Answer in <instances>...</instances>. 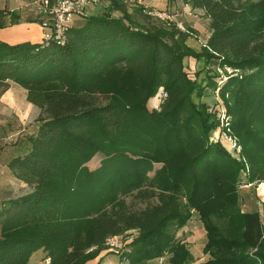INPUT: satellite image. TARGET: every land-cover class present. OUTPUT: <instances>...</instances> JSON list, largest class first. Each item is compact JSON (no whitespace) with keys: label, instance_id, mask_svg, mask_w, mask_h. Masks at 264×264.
<instances>
[{"label":"trees","instance_id":"trees-1","mask_svg":"<svg viewBox=\"0 0 264 264\" xmlns=\"http://www.w3.org/2000/svg\"><path fill=\"white\" fill-rule=\"evenodd\" d=\"M181 1L210 20L200 50L129 0L71 25L64 43L0 40V94L15 83L40 111L26 149L6 163L29 191L0 201V264H29L40 249L42 264H86L132 230L117 264L166 251L190 264L176 232L193 212L206 234L199 264H264V226L238 192L243 170L247 183L264 182V0ZM33 17L4 7L0 28L45 19ZM188 57L240 73L205 84ZM208 86L231 115L241 158L210 138L219 121L201 100Z\"/></svg>","mask_w":264,"mask_h":264},{"label":"rangeland","instance_id":"rangeland-1","mask_svg":"<svg viewBox=\"0 0 264 264\" xmlns=\"http://www.w3.org/2000/svg\"><path fill=\"white\" fill-rule=\"evenodd\" d=\"M6 1L0 0V8L7 5L9 9H17L24 17H33L34 12L37 11L35 2L39 0H12L11 4ZM109 2L110 0H97V2L87 7V15L104 12ZM134 6H145V9H150L151 7L153 10L147 13L152 16H158L165 22L175 23L177 28L187 33L185 42L195 50H200L210 35L209 18L204 15L201 9L192 8L181 0H146L143 3L137 0H129V8L132 9ZM113 15H119V12L115 11ZM83 22V18L74 17L71 25L77 26ZM43 37L44 31L39 22H20L0 28V40L7 43L40 42ZM185 63L190 76L193 78L197 76L205 84L208 82V78L222 79L223 81L228 76L240 73L238 69L228 66L215 67L208 64L205 58L195 59L188 57L185 58ZM2 94H0V193L6 187L5 184L10 182L14 190L13 195L17 196L29 191V187L17 182L11 176L6 163L26 149L28 145L26 137L33 132L36 125L35 119L40 111L38 107L28 103L25 89L15 83H12V88L7 95ZM158 100L154 99L150 102V99L147 103L148 109L156 108L159 103ZM201 100L208 104L210 111L216 112V118L219 121L218 127L214 131L212 130L210 138L213 139L215 137L232 156L241 158V145L230 129L231 115L227 112L219 89L208 86ZM96 163H98V157L92 164ZM90 166L92 165L90 164ZM157 166H161V164L155 165V167ZM240 174L238 192L241 209L257 211L264 226V182L247 183L246 171L243 170ZM6 200L3 199V201ZM137 235L138 232L136 230L121 234L117 238L118 244L124 249L127 243L131 242ZM176 237L184 241L190 250L193 257L190 264H199L208 258V254L203 252V246L206 242L205 229L199 220L197 212H193L191 219L176 232ZM43 256V250H37L31 255L29 264H42ZM171 257L172 253L166 251L161 256L147 260L146 264H173ZM91 261L87 264H117L119 259L116 254L108 250L105 244V247L97 257ZM120 264H129V262L124 257L120 259Z\"/></svg>","mask_w":264,"mask_h":264},{"label":"built area","instance_id":"built-area-1","mask_svg":"<svg viewBox=\"0 0 264 264\" xmlns=\"http://www.w3.org/2000/svg\"><path fill=\"white\" fill-rule=\"evenodd\" d=\"M137 1L143 3L146 0ZM95 2L97 0H39L35 2L37 12L45 15V19L41 23L44 38L50 39L52 37L60 43H64L73 18L86 17L87 7ZM117 238L118 236H111L107 238L105 243L108 250L114 254H117L122 248L118 244Z\"/></svg>","mask_w":264,"mask_h":264},{"label":"crops","instance_id":"crops-1","mask_svg":"<svg viewBox=\"0 0 264 264\" xmlns=\"http://www.w3.org/2000/svg\"><path fill=\"white\" fill-rule=\"evenodd\" d=\"M11 1L12 0H7L6 2L7 3H9V4H11ZM10 6V5H9ZM4 7H7V5H5ZM3 7V8H4ZM9 8V7H8ZM0 9H2V8H0ZM10 9H13V8H10ZM12 88V82L9 84V88L5 91V92H3V94L2 95H7L8 94V92H10V89ZM26 92V91H25ZM26 95V94H25ZM28 103H30V102H28ZM31 104V103H30ZM32 133V132H31ZM6 185V187L2 190V192L0 193V201H2L3 199H8V198H10V197H13L14 195H13V193H14V190H13V188H12V186H11V183L10 182H8V184H5ZM89 262H92L91 260L90 261H88L87 263H89ZM86 263V264H87Z\"/></svg>","mask_w":264,"mask_h":264}]
</instances>
